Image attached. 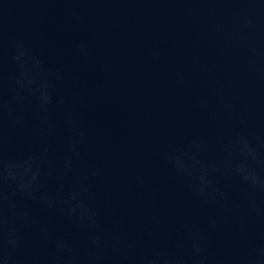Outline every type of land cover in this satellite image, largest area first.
Instances as JSON below:
<instances>
[{"label":"water","instance_id":"95a60500","mask_svg":"<svg viewBox=\"0 0 264 264\" xmlns=\"http://www.w3.org/2000/svg\"><path fill=\"white\" fill-rule=\"evenodd\" d=\"M0 103L96 264H264V0H0Z\"/></svg>","mask_w":264,"mask_h":264}]
</instances>
